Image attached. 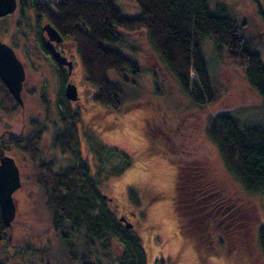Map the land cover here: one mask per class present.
Instances as JSON below:
<instances>
[{
    "label": "rangeland",
    "instance_id": "obj_1",
    "mask_svg": "<svg viewBox=\"0 0 264 264\" xmlns=\"http://www.w3.org/2000/svg\"><path fill=\"white\" fill-rule=\"evenodd\" d=\"M213 1L227 6L243 22L245 34L250 36L263 57L264 0ZM115 3L125 15L133 16L139 12L134 0H115ZM16 13L0 20V37L4 28L13 35L32 34L29 30L32 29V21L30 27L25 26L21 32L18 31L21 16ZM25 16L34 18L31 11H26ZM133 39L137 60L149 72L142 77L140 95L133 103H128L131 108L120 110L105 108L94 101L96 89L86 81L74 43L68 39L67 49L74 61L71 79L77 88L80 105L77 143L81 158L91 168L99 165L103 170L132 161L121 174L109 177L100 188L103 195L111 200L109 210L132 224L131 228L138 235L144 250L146 264H264L256 242L257 228L264 225V197L259 193L245 192L225 172L216 147L203 134L209 115L230 112L249 119L264 113L262 100L247 85L239 66L226 53L217 52L210 40L203 39L201 49L209 61L215 99L203 107L195 106L180 94L171 75L153 55L145 33L140 32ZM32 40L30 38L26 43L32 44ZM150 69L155 71L160 82L159 96L154 94V74ZM46 87L45 94L53 99L57 84L50 75ZM26 93V118L32 115L36 118V125L40 129L43 127L37 144L41 155L52 158L57 167L70 164V155L51 146L55 131L63 125L57 108L42 106L32 97L33 94ZM20 117L18 112L16 115L1 112L0 131L4 130L5 123L17 131L21 128ZM86 133L93 136L95 143L101 141L109 149L102 148L96 157L93 147L89 148ZM159 137L161 140H158ZM180 141L184 148L173 147L178 146ZM150 147L154 152L148 151ZM114 149L118 151L116 155L112 151ZM180 151H184V155ZM182 163L191 167L202 164L210 179L205 187L209 193L194 196L197 201L194 206L184 197L186 202L178 203L181 200V196L176 194L179 169L186 166ZM32 166L24 163L21 166L31 180L34 178ZM31 180L23 188L28 198L20 192L15 194L13 233L1 245L0 257L7 259L8 264H44L45 257L42 262L38 257L30 256L31 250L44 247L48 264H63L59 260L61 243L51 229V215L44 204L42 189ZM131 189L139 205L132 203ZM198 198H203L204 202L199 203ZM215 198L221 202V207L211 205V200ZM183 204L193 210L184 214V209H181ZM27 217L31 220L24 225L23 218ZM193 222H196L198 231L192 229ZM26 244L30 249L26 248Z\"/></svg>",
    "mask_w": 264,
    "mask_h": 264
},
{
    "label": "trees",
    "instance_id": "obj_2",
    "mask_svg": "<svg viewBox=\"0 0 264 264\" xmlns=\"http://www.w3.org/2000/svg\"><path fill=\"white\" fill-rule=\"evenodd\" d=\"M134 1L139 12L128 16L115 0H57L55 3L19 0V9L24 14L18 31L29 26L30 20L25 12L31 11L37 19L43 18L49 23L59 35L70 38L86 81L96 89L93 99L105 108H131L128 103H133L143 90L142 77L149 71L137 60L133 43V37L140 32L145 33L151 52L171 75L180 94L193 105L203 107L215 99L209 61L201 49V41L207 39L217 52L226 53L239 66L247 85L264 106V49L262 57L250 36L245 34L243 22L227 6L213 0ZM29 30L33 33V29ZM150 71L154 74V94L159 96L160 82L155 71ZM0 95L3 110L13 112L17 109V103L1 81ZM58 106L63 125L55 131L51 146L70 155L71 163L57 167L52 158L41 155L37 143L43 127L40 129L37 125L33 129V134H37L32 139L31 132L26 134L27 139L16 144V148L22 147L24 156L33 161V181L42 189L44 204L51 215V229L61 243L59 260L63 264H146L138 235L132 228H125L120 220L123 216L117 217L109 210L111 200L100 191L109 177L121 174L132 161L127 160L107 170L99 165L91 168L78 150L79 116ZM203 134L216 147L225 172L245 192L259 193L264 197V113L249 119L230 112L209 115ZM86 138L96 157L102 148H107L101 141L95 143L90 133H86ZM182 146L184 148L180 141L173 147ZM112 151L114 154L118 152ZM148 151L154 152V149L150 147ZM180 153L184 155L185 152ZM209 182L202 164L196 167L186 164L180 168L176 187L177 196H181L178 203L187 199L194 206L197 203L194 196L209 193L205 190ZM133 191L131 189V201L139 205ZM203 198H198L199 203L204 202ZM207 199L210 200L209 195ZM211 201L212 206L222 205L216 198ZM182 208L184 214L193 210L184 204ZM223 208L225 210L227 206ZM29 220L31 218H23L26 222L23 224L27 225ZM193 224L192 229L198 231L196 222ZM13 227L12 223L7 228L0 215V247L9 240ZM256 232L257 246L264 260V225H260ZM25 246L30 249L28 244ZM43 248L31 250L30 256L38 257L42 262L45 257L44 264H48L47 250ZM0 264H8L7 259L0 257Z\"/></svg>",
    "mask_w": 264,
    "mask_h": 264
},
{
    "label": "flooded vegetation",
    "instance_id": "obj_3",
    "mask_svg": "<svg viewBox=\"0 0 264 264\" xmlns=\"http://www.w3.org/2000/svg\"><path fill=\"white\" fill-rule=\"evenodd\" d=\"M46 1L55 3L57 0ZM19 3V0H17L16 10L12 14H15L16 11H18L16 14L22 16L24 13L21 10H18ZM10 16L11 15L9 14L8 16L1 17L0 20ZM33 17V19L29 17V20L32 21L33 29V33L31 35H13L12 33H9L8 29L4 28L1 30L0 37L1 42L7 44L13 49L17 59L21 62L24 70V80L22 82V88L20 92L22 105L17 104L18 107L13 112H8L5 110L3 111L0 95V113L2 112L4 115H6V113L8 112L16 115V113L18 112L21 116V128H19L17 131L15 130V128L13 130L9 128L10 125L6 123L4 124V130L0 131V159L3 156L11 157L14 160L20 175L21 184L20 187L13 193V198L16 197L15 194H18L19 192L21 194H25L27 198L29 197V195L26 191H24L23 188L28 183V180H31V177L28 175L26 170V174L23 173V168L21 166L23 165V163L26 166L33 164V161L30 159L28 160L24 156L21 150L22 147H20L21 149L16 148V144L20 143L22 140L27 139L26 134H29L30 132L33 134L34 126H36V118L32 115H28V118H26L25 115L24 96L27 94L26 92H31L30 94H33L32 97L35 98L42 106L47 107L48 105H50V107L54 106L56 108L58 106L57 104H60V107L58 106L59 108L65 109L66 107V112H68L69 110L74 116H79L78 109L80 105L78 91L71 79L74 61L71 59L69 49H67L69 46L68 39H71L64 38L61 35L60 39L58 40L50 39L47 32L43 29V26L47 24V22L43 18L37 19L34 15ZM30 38H33L32 44L31 42L26 43ZM55 52L57 53L58 57L62 58L63 62H60L56 58L57 56L54 55ZM49 75L53 78V80L56 81L57 84L56 94L53 99H50L49 94H45V88H47L46 86L49 83ZM68 84H73L75 86L77 91V99L72 100L66 96L65 88ZM78 121H80L79 118ZM27 122L30 125L27 124ZM25 130L26 132H24ZM36 134L37 132L32 135L31 139ZM39 142L40 140H38L37 144H39ZM25 162H27V164ZM31 181H33V179ZM14 200L16 199L14 198Z\"/></svg>",
    "mask_w": 264,
    "mask_h": 264
},
{
    "label": "water",
    "instance_id": "obj_4",
    "mask_svg": "<svg viewBox=\"0 0 264 264\" xmlns=\"http://www.w3.org/2000/svg\"><path fill=\"white\" fill-rule=\"evenodd\" d=\"M17 7V0H0V18L14 13ZM50 39H60L59 33L48 23L43 26ZM56 58L63 62L62 58L54 53ZM24 80V70L21 62L17 59L13 49L0 41V81L9 91L18 105H22L20 92ZM66 96L69 99H77V91L73 84L65 88ZM20 175L18 168L11 157L3 156L0 159V215L4 225L11 227L16 216V202L13 193L20 187ZM125 228H131L132 224L124 218Z\"/></svg>",
    "mask_w": 264,
    "mask_h": 264
}]
</instances>
